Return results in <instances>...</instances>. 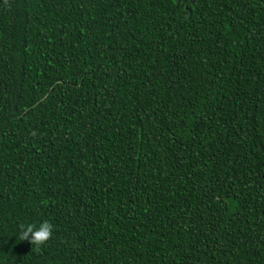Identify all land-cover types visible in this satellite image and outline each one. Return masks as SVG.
Wrapping results in <instances>:
<instances>
[{"label":"trees","instance_id":"obj_1","mask_svg":"<svg viewBox=\"0 0 264 264\" xmlns=\"http://www.w3.org/2000/svg\"><path fill=\"white\" fill-rule=\"evenodd\" d=\"M0 264H264V0H0Z\"/></svg>","mask_w":264,"mask_h":264},{"label":"clouds","instance_id":"obj_2","mask_svg":"<svg viewBox=\"0 0 264 264\" xmlns=\"http://www.w3.org/2000/svg\"><path fill=\"white\" fill-rule=\"evenodd\" d=\"M55 227L56 225L50 219H43L38 223H22L18 228V239L19 241H28L32 248L33 246L40 248L52 237Z\"/></svg>","mask_w":264,"mask_h":264},{"label":"water","instance_id":"obj_3","mask_svg":"<svg viewBox=\"0 0 264 264\" xmlns=\"http://www.w3.org/2000/svg\"><path fill=\"white\" fill-rule=\"evenodd\" d=\"M186 17H188V14L186 15Z\"/></svg>","mask_w":264,"mask_h":264}]
</instances>
